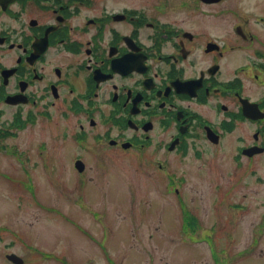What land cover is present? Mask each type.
<instances>
[{"label": "flooded vegetation", "instance_id": "obj_1", "mask_svg": "<svg viewBox=\"0 0 264 264\" xmlns=\"http://www.w3.org/2000/svg\"><path fill=\"white\" fill-rule=\"evenodd\" d=\"M90 2L0 0V116L10 109L16 125L55 112L82 116L106 126L93 136L97 144L125 151L158 142L168 154H187L196 144L202 156L235 142L236 164L256 158L262 168L249 170L263 192L255 231L233 254L219 246L217 221L183 232L203 234L211 264L264 263L255 252L264 238V0H179V10L197 17L230 16L229 34L214 37L166 19L159 6L88 16ZM12 253L21 261L7 259ZM4 255L8 264L28 263L12 250Z\"/></svg>", "mask_w": 264, "mask_h": 264}, {"label": "rangeland", "instance_id": "obj_2", "mask_svg": "<svg viewBox=\"0 0 264 264\" xmlns=\"http://www.w3.org/2000/svg\"><path fill=\"white\" fill-rule=\"evenodd\" d=\"M122 5L156 13L159 6L166 19L195 32L229 34L228 14L197 17L179 10V0H91L84 14ZM11 117L8 108L0 116V133H8L0 135V264H8L7 250L27 264H211L203 234L184 230H210L217 221L219 246L231 254L255 231L263 192L249 170L262 175V168L256 158L236 164L235 142L202 156L196 144L187 154H168L158 142L125 151L97 144L93 136L106 126L91 127L82 116L55 112L24 125L9 124ZM234 203L251 211L232 209ZM258 246L264 257V238ZM240 259L236 264H247Z\"/></svg>", "mask_w": 264, "mask_h": 264}, {"label": "water", "instance_id": "obj_3", "mask_svg": "<svg viewBox=\"0 0 264 264\" xmlns=\"http://www.w3.org/2000/svg\"><path fill=\"white\" fill-rule=\"evenodd\" d=\"M76 166L79 170H81L83 165L80 161H77ZM7 257H8V259H10L12 261H21V259H19V257L16 256L15 254L7 255Z\"/></svg>", "mask_w": 264, "mask_h": 264}]
</instances>
